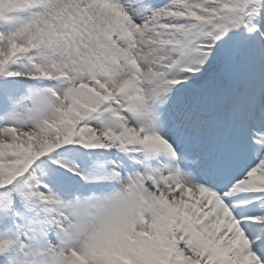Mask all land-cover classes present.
<instances>
[{
	"label": "snow or ice",
	"instance_id": "obj_1",
	"mask_svg": "<svg viewBox=\"0 0 264 264\" xmlns=\"http://www.w3.org/2000/svg\"><path fill=\"white\" fill-rule=\"evenodd\" d=\"M0 264H264V0H0Z\"/></svg>",
	"mask_w": 264,
	"mask_h": 264
}]
</instances>
